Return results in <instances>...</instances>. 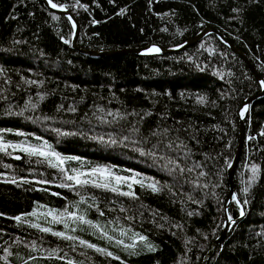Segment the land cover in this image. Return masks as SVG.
I'll return each instance as SVG.
<instances>
[{"label": "trees", "instance_id": "trees-1", "mask_svg": "<svg viewBox=\"0 0 264 264\" xmlns=\"http://www.w3.org/2000/svg\"><path fill=\"white\" fill-rule=\"evenodd\" d=\"M51 3L80 49L171 50L211 26L264 79V0ZM74 36L44 0H0V264H264V95L243 114L229 202L239 110L264 91L247 62L215 33L100 57ZM102 168L124 179L98 187Z\"/></svg>", "mask_w": 264, "mask_h": 264}, {"label": "water", "instance_id": "water-1", "mask_svg": "<svg viewBox=\"0 0 264 264\" xmlns=\"http://www.w3.org/2000/svg\"><path fill=\"white\" fill-rule=\"evenodd\" d=\"M44 2L47 4V6L49 7V9L55 13H59V14H63L66 16H69L72 21L75 24V36H74V48L78 49L79 51H81L82 53H86L90 56L93 57H100V56H105V55H119V54H145V53H149V49L152 48H158L161 52H165V53H173V52H179V51H183L186 48L194 45L195 43L199 42L200 40H202L206 35L210 34V33H215L216 35H218L227 45H229L236 53H238L249 65V67L251 68V70L253 71V73L255 74V76L261 81L264 82L263 77L261 76V74L259 73V71L256 69V67L252 64V62L249 60V58L238 48L236 47L222 32H220L218 29L214 28V27H207L206 29H204L200 34H198L196 37L192 38L191 40H189L188 42H186L184 45H182L179 48L176 49H165L164 47H162L159 44H153L144 48H131V49H124V50H118V51H93V50H84V49H80L78 47V42H79V36H80V32H81V27H80V23L78 22V20L76 19V17L67 9L64 8H60V7H52V3L49 2V0H44ZM264 86V83H262ZM264 95V91L260 94L254 95L252 97H250L249 99H247L245 101V103L243 104V106L240 108L239 110V115H240V141H239V146H238V150H237V154L235 156L234 162L232 164V167L230 168L228 175H229V183H230V191H229V202H231L233 200V197H236V190H235V183H234V175L238 166V162L240 160V156L243 150V145L245 142V122H244V118H243V111L246 109V112L248 111L250 105L260 96ZM245 112V113H246ZM227 212V209H226ZM232 223L229 221L228 216H227V222H226V227L224 229V232L222 234V236L216 240V242L213 244V246H216L227 234L229 228L231 227ZM213 253V250H211L208 255L206 256L205 260H207Z\"/></svg>", "mask_w": 264, "mask_h": 264}, {"label": "snow or ice", "instance_id": "snow-or-ice-1", "mask_svg": "<svg viewBox=\"0 0 264 264\" xmlns=\"http://www.w3.org/2000/svg\"><path fill=\"white\" fill-rule=\"evenodd\" d=\"M49 2L51 3V0H49ZM52 7H57V5L52 4ZM149 51H150V52H158L159 49H158V48H152V49H149ZM262 83H264V82H262ZM200 102L203 103V102H204V99L201 98V99H200ZM13 147H15V146H13ZM25 151H27V149H25ZM30 154H38V155H41V156H47V155H49V153H46V152L40 151V150H38V149H36V148H33V149L31 150ZM51 155L54 156V157H56V159L59 160L60 163H63V159H61L57 153L52 152ZM74 171H75V170H74ZM256 171H257V166H256V165H253V166H252V172H253V174H255ZM95 173H99L101 177H103L105 173H108V176H109V177L111 176V173H110L109 170H107V169H93V174H95ZM82 175H84V173H77V174H75V175L68 176L67 179H68V180H73V181H75L77 184H87V183H89L88 180H81V179H80V177H81ZM202 175H203V173H202ZM123 179H124V178H121V177H115V180L118 181V182L121 181V180H123ZM137 182H139V181H137ZM93 183H95V181H93ZM65 186H67V185H65ZM96 186L107 188V187L109 186V183L106 181V182L101 183V184H96ZM128 186H129V188H131V184H129ZM149 187H151L153 191H159V190H160L159 188H157L156 184H151V185H149ZM116 190H117L116 188H112V191H116ZM244 191L247 192L248 189L245 188ZM124 194H125V195H132L131 192H129V193H124ZM233 199L235 200L236 197H233ZM237 203H239L238 200H237ZM245 203H246V201H245ZM49 214L51 215V213H49ZM101 214H102V213H101ZM61 215H63V214H61ZM67 215L75 217V214H74V213H67ZM241 215H243V210H241ZM16 219H17V220H20L21 217H16ZM77 219H79L81 222H85V223H89V224H91V221H85V219H84L83 216H80V217H78ZM57 222H59V218H57ZM32 226H33V227H39V225H32ZM64 226H65V228H68V224H67V223H65ZM97 227H99V226L97 225ZM42 231H44V232H48V231H51V229H49V228H43ZM54 234H55V235H58V236H61V237H64V238H66V239H73V237H71V236H67L64 232H57V233H54ZM121 234L123 235V234H125V233L122 231ZM104 235H107V234L105 233ZM110 239H111V238H110ZM140 239L143 240V239H145V238H144V237H140ZM80 243L85 244L87 247H92V248H95V247H96L95 245L88 244L86 241H80ZM117 243H118V244H122L123 241H117ZM129 247H131V246H129ZM149 250H154V249H152L151 245H149ZM97 251H102V252H104L106 255H109V256L112 255L111 252H107V250H104V249H97ZM117 259H118V257H117Z\"/></svg>", "mask_w": 264, "mask_h": 264}, {"label": "rangeland", "instance_id": "rangeland-1", "mask_svg": "<svg viewBox=\"0 0 264 264\" xmlns=\"http://www.w3.org/2000/svg\"><path fill=\"white\" fill-rule=\"evenodd\" d=\"M245 112H246V110L244 111V113H245ZM102 169H105V168H102ZM111 174H112V173H111ZM94 176H95L96 178H99V179L104 180L105 182L108 181V182H112V183H113V182L116 181V180H115V176H112V178H111V177L108 176V173H105L103 177H101L99 173H95ZM94 181H96V180H94Z\"/></svg>", "mask_w": 264, "mask_h": 264}, {"label": "bare ground", "instance_id": "bare-ground-1", "mask_svg": "<svg viewBox=\"0 0 264 264\" xmlns=\"http://www.w3.org/2000/svg\"><path fill=\"white\" fill-rule=\"evenodd\" d=\"M245 110H246V109H245ZM245 110H244V111H245ZM244 111H243V113H244Z\"/></svg>", "mask_w": 264, "mask_h": 264}]
</instances>
